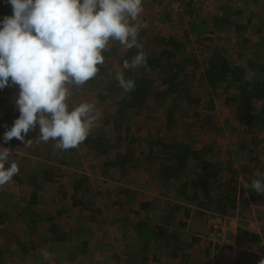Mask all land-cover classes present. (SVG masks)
<instances>
[{"label":"trees","instance_id":"obj_1","mask_svg":"<svg viewBox=\"0 0 264 264\" xmlns=\"http://www.w3.org/2000/svg\"><path fill=\"white\" fill-rule=\"evenodd\" d=\"M217 2L216 4L220 5L219 8L222 10L221 13L216 11L209 19V24L205 18L198 19L199 16L193 18L191 22H188V28L184 32L183 40L179 39L175 34H155L152 40H147L148 31H139L138 40L143 46V51L146 54L147 63L151 70L148 72L143 68L136 72H133V69L122 70L126 79H134L135 90L128 93L124 92L122 97L117 98V100H111L116 105L115 112L112 116H106L102 120L104 125H110V129L103 133H93L91 131L82 144L92 152V158H100H97L98 161H96L95 166L90 164V170L94 171V173L98 172L99 176L115 178L114 173H119L120 177H124L127 176L126 173L128 171L136 170L143 164H153V173L156 174L160 188L165 190V194L173 187L176 194L184 199L186 203L194 204L198 209L207 208L204 211L226 214L225 205L230 203V207H232L237 193L235 186H233V182L236 181L234 176L236 170L234 168V158L230 155L231 152H226L225 150L224 155L220 153L219 148H216V144L219 142L218 138L195 148L190 141L178 140L171 133L173 127L176 126L175 113L181 109V104L184 100L187 101L188 107L181 110V121L190 117L193 122H201L199 125L203 130L215 129L210 117L215 107L212 95L219 99L220 105L231 107L233 119L243 130H252L251 139L255 140L258 132H264V12L257 14L258 9H260L258 7L244 21L239 22L242 13L240 8L231 11L229 9V0H217ZM255 3L260 6L257 0H255ZM187 4L191 5V2H187ZM193 10L195 9L188 8V14L190 15ZM12 14V6L6 10L0 9V21L5 16H11ZM233 16L234 18L232 19ZM248 28L252 29L253 32L246 35L243 31ZM188 32H194L197 41H211V38L204 36L205 33H217L218 36L216 38L218 40L222 39L221 34H237L235 40L238 42L239 50L232 57V55L227 54L223 50L221 51L217 45L212 46L205 42H197L198 44L204 43L203 45L209 51L205 59L200 61L193 54H186L185 52L188 43H190L187 40ZM251 37H256V40L252 41ZM110 45V50L102 53L105 61L103 65H98L99 72L105 70L107 65L106 58L113 57L110 55L116 57L117 50L121 47L119 42L116 41H110ZM136 52L137 49L135 48L124 49L123 53H121L120 66L123 65L125 59L130 60ZM153 75L160 77L159 85L155 83V76ZM116 87L118 88L119 84L113 83L112 86H106L101 91L99 96L101 102L98 107L104 105V100L109 97L108 93H114ZM196 89H201L206 95L210 94L205 101V106H200L201 98L194 95ZM151 102L157 104V107L161 106L160 109H162L164 121L161 124H156L158 127L156 137L151 136L149 131L147 132V137L144 138L147 150L145 157L141 158L140 155H143L144 152L138 151L139 146H136L141 137L134 134L140 128L132 133L133 126H138V124H133L131 116L144 114L146 119L151 121V118H153L156 122L157 117L155 118L151 115V111L156 110V108H151ZM95 106L97 108L96 104ZM199 106L202 110L208 111L203 118L197 109ZM19 115V111L16 112L11 109L7 111V116L12 118V124H14L15 119ZM169 131L170 135H168ZM242 147L237 151V156L242 157L244 160L245 174L241 177L250 183L252 179L258 178L257 173L264 175V161L259 159L255 150L250 149V152L246 153L247 150L243 151ZM64 151L74 152L75 148ZM259 160L260 169L257 166ZM11 162L13 161L9 158V163L6 164V167ZM56 164L68 166V160L60 158ZM96 166H98V170ZM60 171L61 169L58 166H46L43 168L41 171L42 182L37 185V189L40 186L42 188L43 183L52 182L55 177H61L59 173L62 172ZM17 176L15 175L14 177L17 178ZM34 177L36 176L30 175L29 179L31 180ZM225 177L228 180L226 191L223 188L213 195L209 187ZM87 179L82 173L73 174L69 183L72 191V204L79 207L81 211L86 208L89 209V212L92 213L91 219L98 223L95 218L96 214L101 213V209L92 208L87 198H84L87 194H92V187ZM236 182L240 185L238 193L241 195L243 193V184L238 179ZM129 191L125 188L120 189L118 193L119 195H124L123 199H120V196L119 198L115 197L114 200H111L112 206L110 207H120L118 210L121 209L123 212L127 204L134 202V198L127 195ZM246 191L247 200L251 202L257 201L258 195L255 191H252V189H246ZM98 193L102 196L100 191ZM61 195H64V193L62 192ZM37 197V193L32 192L31 203L36 202ZM106 198L109 199L108 196ZM169 205L172 212L169 209L167 214H163L161 222L150 226L147 225V220L143 218V220L139 219L133 224L132 228L137 235V244L134 246L131 256L125 255L127 263L145 264L146 257L141 255L138 258V255L140 251H147L149 243L158 248H167L169 246L180 248L172 240L179 239L177 229L186 225L189 208L185 207L182 210L184 217L176 221L175 212L179 211L181 206L175 203H169ZM134 206L135 208L132 211L139 215V208H147L149 204L142 201ZM121 218L124 219L123 216ZM113 221L114 218L111 222ZM1 222L2 219L0 217ZM102 223L105 222L102 221ZM50 227L51 232H53V229H57L53 223ZM63 236H66V234H59V232L53 234V238L57 240ZM85 244L86 242L83 243V245ZM137 253L138 255L135 257ZM69 259L72 260L73 256H69Z\"/></svg>","mask_w":264,"mask_h":264},{"label":"rangeland","instance_id":"obj_2","mask_svg":"<svg viewBox=\"0 0 264 264\" xmlns=\"http://www.w3.org/2000/svg\"><path fill=\"white\" fill-rule=\"evenodd\" d=\"M183 1L184 2L182 3L181 7L177 8V4L175 2L172 3L170 0H142L143 11L138 17L137 21H135L134 23L141 26L140 30H147L149 32L146 37L147 40H152L153 35L155 34H175L177 37H179V39L183 40L184 32L188 28V22H191L193 18H196V16H199L198 19L205 18L209 24V19L211 18V16L214 15L216 11H218V13H221L222 11L219 8L220 5L216 4L218 3L217 0H196L197 3L194 2L191 5H188L185 2L186 0ZM257 2L260 3V6L255 3V0H229V9L231 11L238 10V8L242 10V13L240 15L241 18L239 20V22H241L244 21L245 18H247L249 15H251L252 12L258 7H260V9H258L257 14H260V12H264V0H257ZM10 6L12 5L8 2V0H0V9L6 10ZM188 8L195 10H193V12L189 15ZM233 18L234 16L232 17V19ZM243 32L246 35H249V33H252L253 30L248 28ZM188 35L189 36L187 40H189L190 43H188L185 52L186 54H193L194 57L198 58V60L200 61H203L205 59V56L209 54V51L203 45L204 43L198 44L197 42H205L212 46L217 45L221 51L223 50L227 54L232 55V57L239 50L238 42H236L235 40L237 34H221L222 39L218 40L216 38V36H218L217 33H205L204 36L211 38V41L202 40V38V41H197L195 39L196 34L194 32H188ZM251 39L252 41H254L256 40V37H251ZM124 49L125 48L120 47L117 50L116 57L114 55H110L113 57L106 58L107 65L105 67V70L98 72L96 77L90 82H86V84L81 86L78 90L74 86L70 88L72 92V95L68 100L70 110L81 102H92L97 105V109L102 113V118L97 121L96 126L91 130L93 133H103L106 130L110 129V125H104L102 123V120L106 116H112L115 112L116 105H114V102L111 100H117V98L124 95V90L120 86L118 88L116 87L114 93H108L109 97L104 100V105L98 107L101 102V100L99 99L101 91L106 86H112L113 83L116 85L118 84V82L114 79V76L116 72L124 70L119 63V59L122 56L121 53H123ZM139 69L140 68L133 69V72H136ZM153 76H155V83L159 85L160 77H156V75ZM207 92L210 93L209 90H207ZM194 95L201 98L200 106H205V101L210 96V94H204L201 89H196ZM17 96L18 86L4 87L0 89V150H3L2 148H8L10 151L9 158H13V156L22 158L17 163L20 169V166L21 168L27 167L25 162H23L25 161L23 160L24 157L26 158V163L29 160V164H33V162L38 163L42 161V159L45 160L46 158H48L47 149L49 144L40 141L38 124L25 136V140L31 139V146L25 147L23 145V141L17 140L16 138H13L7 143L4 142L3 135L5 131L13 126L12 118L7 116V111L10 109L16 112L19 111L15 104V99ZM212 97L215 102V107L210 114V117L214 123L213 126L215 127V129L203 130L199 125L201 124V122H193L190 117L184 118V121H181V110L188 107L187 101L184 100L181 104V109L175 113L176 126L173 127V131L171 133H173L172 135H175L178 140L183 139L190 141L192 146H194L195 148L200 147L203 143H208L218 138L219 142L216 144V148H219V151H221L220 153L223 155L225 153V150L226 152H231L230 155L234 158V168L236 170L234 176L236 178V181L238 179L243 184L245 182V179L241 176L245 174L243 166L244 160L242 157L237 156V151H239V148H241L242 146L243 151L247 150L246 153L250 152V149L255 150L257 152V155L259 156V159L261 161H264V132H258L257 138L255 140L251 139L250 137L253 134L252 130L245 131L241 126H239V124H237V122H235V120L233 119L231 107L227 105H220L219 99L215 95H212ZM150 106L151 108H156V110L151 111V115L155 118L157 117L156 122L153 118H151V121L150 119H146L144 114L134 117L133 115L131 116L133 124H138V126H133L132 133L133 131L140 128V130L135 132L134 134L141 137V139L136 144V146H139L138 151L144 152L143 155H140L141 158L145 157L144 155L147 150V145L144 142V138H146L148 134L147 132L149 131V133H151V136L156 137L158 128L156 124H161V122L164 121L163 114L161 112L162 109H160L161 106L157 107V104H155L154 102H151ZM200 106L197 107V109L198 111H200V116L203 118L208 113V111L202 110ZM217 126L219 127L217 128ZM171 133L169 131L168 135H170ZM53 142L54 140H52V143ZM52 143V149L57 151V153L60 155L58 156V158H64L65 160H68V166H66V170L67 167H69L70 169H68L66 173H68L70 176H73V174L75 173H82L88 178V180H90L92 194L88 195L87 201L90 202V206L92 208H100L101 210L105 211L102 214L96 215L98 216V218H107L108 225L104 226L102 224H95L94 220L91 219L92 213L89 212V209L88 211L85 209L84 211L75 210L73 218H70L69 215L67 216L68 221L66 220V217L64 219L61 215H58V217H56L57 225H60V227L71 225V227L69 228L70 233H67L68 240L64 242L63 249L55 250L53 248L49 251L48 247H52L53 243L56 242L53 241V238L49 240V238L51 237L49 228L48 230H46V227L41 224L40 231L34 232L35 238H43L38 243V246L32 250H29L28 252L26 251V249H22L20 250V255L18 256L11 252V249H13V247L11 246V242L4 241L2 236V239H0V264H18L19 262H21V264H29V262H34L32 264H110L112 262L110 256L112 255L114 249H119L118 252L120 253L121 257L125 259V255L128 256L133 252V248L136 245L137 239V235L131 227L130 221H128V219L139 217L144 218L147 220V222H149L148 224L150 226H153L158 222V220H161L163 214H167L169 212V209H171L169 203H175L181 206L179 211L175 212L176 221L184 217L182 210L185 207L187 209L189 208L191 221L190 225L188 224L186 228H183L185 235L187 234V232L193 233L197 227L201 228L200 230H202V228L207 229L205 223V217L207 215V213H205L206 211H203V215L196 214V212L193 211L196 210V207L193 204L187 205L184 199L176 194L173 187H171L168 193L165 194V190L160 188V183L156 174L153 173V164H143L136 170L133 169L128 171L126 173L127 176L124 177H120L119 173H114L115 178H106L99 176L98 172L94 173V171L90 170V164L92 166H95L96 161H98L97 158H100H92V152H90L82 143L75 148L74 152H65L64 150H60L55 147V144ZM43 151H45L46 153H42L39 155V153ZM55 151L52 150L51 154ZM260 160L257 163L259 169ZM96 168L98 170V166H96ZM24 174L25 172L22 173V175ZM226 179L227 177L220 179L219 182H217L215 185H211L209 187V190L218 192L221 190V187L227 188L228 185L227 183H225ZM7 184L6 187L8 188V190L12 189V187L9 186V182ZM233 186H235V182H233ZM122 188L130 190L127 195L134 198V202L132 203L133 205L129 203L126 205V208L123 209V211L125 212L124 215L121 209L118 210L120 207H110L112 206L111 200H114L115 197L119 198V196H124L119 195L118 193V191H120V189ZM99 191L102 193V196L99 195ZM106 196H108L109 199H105ZM103 197L105 200L103 199ZM142 201L147 202L149 206L144 209L139 208L140 214H135L134 211H132L135 208L134 205H137ZM250 202L251 201H249V203ZM22 204L24 203L22 202ZM238 204L241 207V203ZM45 205L48 204H41V208H39L41 214L52 211L50 207H47ZM191 206H194L193 210ZM242 207L241 209L235 208L234 210H231L229 212L231 213L230 215H237L240 218L247 219L248 213L252 211V216H257L255 218L256 221H260V210H257L256 207H253V209H250L247 212L245 211L246 209H243ZM76 214H78L77 219L75 218ZM122 216L124 217V219L121 218ZM113 218L114 220L117 219L116 224H111V220ZM64 221L66 223L65 225ZM22 224L23 221H20L17 226L21 228ZM118 230H120V235ZM4 236L6 237L7 234H5ZM113 241L114 244H111ZM84 242H87L86 246L83 245ZM206 242L207 241L205 239V241L202 242L199 248H203L202 246H204ZM25 243H27V241H25ZM47 244L52 245L47 246ZM81 248H83L85 251H81ZM42 250H47L50 253V260L43 257ZM35 253L38 256H36ZM200 253L203 254V252ZM26 254L34 257L33 260L31 261V257L27 256ZM143 254L147 255L148 250L140 251L138 258H140L141 255L143 256ZM23 256L25 258L21 259L23 258ZM69 256H73L72 261L69 259Z\"/></svg>","mask_w":264,"mask_h":264},{"label":"clouds","instance_id":"obj_3","mask_svg":"<svg viewBox=\"0 0 264 264\" xmlns=\"http://www.w3.org/2000/svg\"><path fill=\"white\" fill-rule=\"evenodd\" d=\"M13 14L0 21V89L18 86L15 104L20 115L5 131V143L16 138L31 146L27 133L39 125L40 141H56L55 147H78L88 137L102 113L92 102L69 109L71 87L77 90L99 72L105 61L102 53L110 41L123 48L137 49L122 68L150 71L143 46L138 40L143 11L142 0H8ZM114 79L124 92L135 90V81L123 71ZM0 150V186L19 173L17 163H9L8 148ZM245 181V189L264 195V175ZM207 212V211H206ZM205 212V213H206ZM239 227V226H238ZM238 229V228H237ZM50 260L47 250H42Z\"/></svg>","mask_w":264,"mask_h":264},{"label":"crops","instance_id":"obj_4","mask_svg":"<svg viewBox=\"0 0 264 264\" xmlns=\"http://www.w3.org/2000/svg\"><path fill=\"white\" fill-rule=\"evenodd\" d=\"M121 47L123 48V46ZM120 59H119V63H120ZM46 143L49 144L47 149L48 158H46L45 160L42 159V161L38 163L33 162V164L32 163L29 164V160L27 159L28 162L26 163V158L24 157L23 160L25 161L23 160L22 161L25 162L27 167L21 168L20 166L19 173L17 174L18 176L16 175L17 178L13 177L12 180L9 181V186H11L12 189L8 190L6 184L0 186V217L2 219V222L0 223V239H2L3 236L4 241L6 242L10 241L11 246L13 247V249H11V252L16 254L17 256L20 255L19 253L20 250L22 249H26V251L28 252L29 250H32L38 246V243L43 238L42 237L35 238L34 232L40 231L41 224H43L46 227V230H48L49 228V232L51 233V237L49 238V240L53 238V234L55 232H59V234L60 233L66 234V236H63L59 240L53 238V241L56 242L53 243V245L47 244V246L52 245V247L51 246L50 248L48 247L49 251L53 248L55 250L63 249L64 242L68 240L67 233H70L69 228L71 227V225L60 227V225H57L56 217H58V214L60 213V215L64 219L66 217L67 220L68 215L70 216V218H73L74 211L79 210V207H76L72 204V196H71L72 191L69 185V183L72 180V176L66 173L70 168L67 167L66 170V166L56 164L60 159L58 158V156L60 155L57 153V151L52 149L51 139ZM52 144H56L55 141ZM52 150L55 152L51 154ZM42 153H46V152L43 151L39 153V155ZM21 159L22 158H19L18 156L16 157L13 156V158H10V160H12L15 163H18ZM46 166L60 167L61 169L60 172L62 173L59 174L61 175V177L59 178L55 177L54 181L43 183L42 188L40 186V188L37 189V185L41 184L42 182L41 171ZM23 172H25L24 175H22ZM30 175L36 176L37 178L34 177L33 179L30 180L29 179ZM88 182L90 183V180H88ZM227 182L228 180L226 179L225 183ZM223 188L226 191L227 188L221 187V190ZM235 188L237 190V193L235 195V203L232 207H230L231 206L230 203L225 205L226 206L225 211H227L226 213H229L231 210H234L235 208L241 209L242 205H243L242 208L246 209L245 211L247 212L250 209H253V207H256L257 210H260V219H259L260 221L258 220L256 221L255 218L257 216H252V211H250L248 213L247 219H243L239 217L240 224L235 232L225 234L223 239L221 238L216 239L210 230L208 231L205 228L204 229L202 228V230H200L201 228L198 227L195 229L193 233L187 232L186 234L187 236H186L183 231V228H186L188 224L190 225L191 216L189 215L188 218L186 219V225L184 227L177 229V232L179 233L178 234L179 239L172 240L173 242L178 244L180 248H174V247L172 248L171 246L167 248H163V247L158 248L155 247L152 243H149L147 246L148 254L147 255L143 254V256L146 257L145 264H149V263L152 264H241L242 262L243 264H257L258 263L257 258L259 252L257 246L258 243L264 237V195H258L257 201H253L249 203V200H247L248 197H247L246 189L243 188V193L240 195L238 193L240 191V185H238V182L236 183V181H235ZM32 192L37 193L38 196L37 201L33 203H31L30 201ZM62 192L64 193V195H61ZM210 192L213 195H215L216 193L215 191H210ZM87 197L88 194L84 198ZM120 199L123 198L120 196ZM22 202L24 204H22ZM238 203H241V207ZM41 204L43 205L48 204L45 206L50 207L53 212L48 211L45 212V214L44 213L41 214L39 211V208H41ZM187 205H191V204L187 203ZM194 206H191L192 210L194 209ZM195 207L196 210L193 211H195L196 214L199 215H203L204 214L203 211L207 210V208L198 209L197 206ZM85 210L88 211L87 208ZM104 212L105 211L101 210V213L99 214H102ZM123 214H125L124 211ZM77 215L78 214L75 215L76 219L78 218ZM139 219L143 220V218L140 217L128 219V221H130L131 227ZM95 220L98 222L96 223L94 221L95 224H102L105 226L106 223V226L108 225L107 223L108 220L107 218L105 219V217L98 218V216H96ZM20 221H23L21 228L17 226ZM65 221H64V225L66 224ZM102 221L105 223H102ZM116 222L117 219L111 222V224L114 223L116 224ZM159 222H161V220H158L157 223ZM52 223L55 224V228H57V229H53V232L50 231L51 229L50 225ZM148 223L149 222H147V225H149ZM118 232L120 235V230H118ZM5 234H7L6 237L4 236ZM205 239L207 242L205 243L204 246H202L203 248H199V246L202 244V242L205 241ZM25 241H27V243H25ZM86 244L84 246H86ZM111 244H114V241ZM242 245L244 246V248L240 249ZM81 249L82 251L84 250L83 248ZM118 251L119 249L113 250V253L110 256L112 259V262L110 264L127 263L125 259L121 257ZM200 252H203V254H201ZM132 254L133 252L130 253L128 256H131ZM137 255L138 253L135 254V257H137ZM24 258L25 257L23 256V258L21 259ZM33 258L34 257H31V261L33 260ZM32 263L34 262L31 263L29 262V264ZM18 264H21V262H19Z\"/></svg>","mask_w":264,"mask_h":264},{"label":"built area","instance_id":"obj_5","mask_svg":"<svg viewBox=\"0 0 264 264\" xmlns=\"http://www.w3.org/2000/svg\"><path fill=\"white\" fill-rule=\"evenodd\" d=\"M172 3L177 4V8L181 7L183 0H170ZM187 2L197 3L196 0H186ZM174 8V7H173ZM207 215L205 217V223L208 231L210 230L216 239H223L224 235L227 232H235L240 224V219L238 216L230 215L228 213L221 214L213 211H207ZM261 247V249H260ZM244 248L242 245L240 249ZM258 263L257 264H264V237L258 243ZM243 264V262L241 263Z\"/></svg>","mask_w":264,"mask_h":264}]
</instances>
